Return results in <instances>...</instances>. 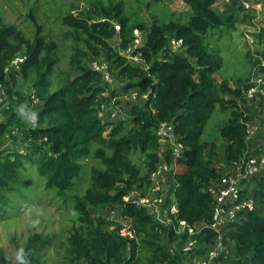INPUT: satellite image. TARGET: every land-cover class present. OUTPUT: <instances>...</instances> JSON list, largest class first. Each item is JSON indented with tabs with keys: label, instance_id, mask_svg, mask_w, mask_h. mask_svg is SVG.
<instances>
[{
	"label": "trees",
	"instance_id": "16d2710c",
	"mask_svg": "<svg viewBox=\"0 0 264 264\" xmlns=\"http://www.w3.org/2000/svg\"><path fill=\"white\" fill-rule=\"evenodd\" d=\"M156 1H179L189 12L168 21L153 15L149 24L131 22L133 14L125 10L123 1L114 0L58 17L59 25L65 28L64 41L70 43V73L52 93L57 43L46 41L39 26L32 41L14 26H0V82L6 87L9 103L5 108L0 106V146L4 139L20 136L19 145L23 143L24 148L21 151L17 145L0 150V210L7 205L8 194L20 183L27 165L36 168L44 188L54 192L55 198H62L63 203L71 199L77 224L66 239L59 264H181L186 258L169 250L177 241H184L186 233L177 236L145 208L124 200L132 192L146 193L150 173L161 163H171L169 147L161 145L157 134L161 122L174 126L177 141L184 146L183 156L174 163L171 188L177 217L201 226L196 236L200 246L214 242L215 235L207 228L213 209L208 187L225 174L211 160L216 145L201 141L206 123L217 108L229 110L227 123L218 128L225 141L226 163L240 160L249 151L246 137L250 118L239 101L252 70L245 82L237 79L233 87L228 80L217 83L214 75L223 60L204 40L209 31L232 32L239 23L251 24L256 10L245 8L244 3L250 7L255 4L227 0L223 10H218L217 0ZM28 17L35 23L32 11ZM114 23L120 26L119 32ZM134 29L145 33L144 44L135 52H141L147 70L130 63L123 54L132 45ZM263 35L264 28L258 35L263 51L251 69L264 60ZM171 38L183 40L182 52L168 49ZM17 54L24 55L25 61L18 71L5 74ZM93 60L108 65L118 88L110 90L103 84L101 74L89 68ZM260 71L264 73V67ZM17 78L30 84L28 96L16 90ZM133 90L149 93L145 100L126 102L128 118L112 119L108 113L98 117L102 102ZM22 105L24 111L18 110ZM26 111L35 114L33 124L25 122ZM135 154L143 157L140 166L131 160ZM89 155L99 166L91 169L83 194L69 196L82 171V161ZM242 194L256 203L264 202V171L246 183ZM107 206L117 207L119 216L129 222L105 218L101 213ZM122 230L132 237L122 236ZM225 244L231 253L229 264H264V218L256 208L229 226ZM50 247L49 237L32 234L16 247L15 264H46L42 256ZM203 253L200 249L199 255ZM0 264L11 262L0 255Z\"/></svg>",
	"mask_w": 264,
	"mask_h": 264
},
{
	"label": "rangeland",
	"instance_id": "374dc122",
	"mask_svg": "<svg viewBox=\"0 0 264 264\" xmlns=\"http://www.w3.org/2000/svg\"><path fill=\"white\" fill-rule=\"evenodd\" d=\"M109 1L114 0H0V26L16 27L29 41L34 39L36 28L39 26L40 33L46 41L57 43L58 64L54 68L53 86L50 88L52 93L61 85L60 81L62 82L70 73L68 65L70 43L64 41L65 28L59 25L57 18L68 11L77 14L79 11L92 8L97 2L107 4ZM122 1L125 4V10L133 14V17L130 18L131 22L138 20L149 24L153 15L163 21H168L177 15L183 17L189 12V8L179 1ZM226 3L227 0H217L215 6L218 10H223ZM249 3L255 4L250 9L256 10V12L254 11L256 17L251 24L239 23L232 32L226 29H216L206 34L204 43L210 50L218 52L223 60L222 68L214 75L217 83L228 80L229 85L233 87V83L237 79L245 82L252 70V62L261 57L258 53L263 51V46L258 35L264 28V0H249ZM30 11L35 16V23L28 17ZM250 40H255L256 43H250ZM112 79L113 84L108 86L110 90L118 88V83L114 78ZM16 81V90L25 97L28 96L30 84L20 78H17ZM224 97L230 99L228 95H224ZM15 99L13 97V100ZM129 99V94H119L117 98H112L107 103L102 102L111 109L107 107L108 112L105 113L110 116L112 111H117L120 114L117 117L118 120L128 118L125 106ZM138 100L143 99L139 97ZM242 100L239 103L242 105L244 114L250 118L248 132H252L247 141L248 153L255 154L260 147L264 146V99L253 102L244 100L243 102ZM17 109L24 111L23 105ZM228 113L229 110L222 112L217 108L207 121L201 135V141L216 145V154L211 160L222 173L231 168V164H227L225 161L223 152L225 141L218 133V128L227 123ZM32 114L28 111L24 112L27 124H29L28 119L32 117ZM20 140V136L11 140L4 139L0 150L12 149L20 144ZM161 145H164V142ZM20 147H22L20 150L24 151L23 143L19 145ZM131 160L140 166L143 157L135 154L131 156ZM98 166V161L92 155L82 161V171L75 180L73 192L69 196L83 194L89 185L91 169ZM260 170L264 171V167H261ZM24 181H29V183L24 185ZM7 201V205L0 210V255L7 257L11 264H15L16 247L22 246L29 236L36 233L51 239V247L44 252L42 261L45 260L46 264H59V259L64 253L66 239L77 224V215L74 212L71 199L63 203L62 198H55L54 192L44 188L43 180L38 176L36 168L27 165L21 172L20 183L13 186ZM255 208L256 213L264 218V202H255ZM101 214L108 220H116L122 224L129 222L119 216V210L115 206H107Z\"/></svg>",
	"mask_w": 264,
	"mask_h": 264
},
{
	"label": "built area",
	"instance_id": "2783aa9c",
	"mask_svg": "<svg viewBox=\"0 0 264 264\" xmlns=\"http://www.w3.org/2000/svg\"><path fill=\"white\" fill-rule=\"evenodd\" d=\"M244 7L250 9L249 4L244 3ZM114 29L119 32L120 26L114 24ZM133 42L124 52V56L134 65H141L144 70L148 67L144 63L141 52L135 50L142 46L145 42V33L139 29L132 31ZM250 43H256L250 40ZM168 49L173 53H179L184 50L182 39H169ZM26 57L22 54L15 55L6 66L4 73L18 71ZM260 67H264V60H261L253 67L246 89L242 99L246 102L260 101L264 99V73L260 71ZM89 68L102 76L104 85L111 86L113 77L109 72V67L105 62L93 60L89 62ZM149 92L139 93L137 90L130 91L129 100L136 101L138 98L147 99ZM0 106L5 108L8 106V96L6 87L0 82ZM108 106L101 104L98 110V117L103 118L104 113L108 112ZM110 109V108H109ZM111 110V109H110ZM106 114V113H105ZM120 114L112 111L110 117L117 118ZM1 120V115H0ZM157 134L160 142L169 147L171 155V163H161L156 170L150 173L149 185L146 193L143 195L139 192H132L124 197L125 201H132L139 207L145 208L149 214L163 225L169 226L177 236L186 233L187 237L184 241H177V246L171 245L169 250L173 255L182 254L186 258L181 264H229V256L231 255L228 246L225 244L226 232L231 224L243 218L245 214L255 209V200L250 196L242 194L246 183L255 175L260 173V168L264 167V146L260 147L255 154L247 153L237 161L231 163V168L225 171L220 178L208 187V192L213 198L212 221L208 225V229L215 235L212 245L198 244L196 236L202 230L200 225H192L187 221L179 219L178 208L174 196V188H171L173 182L174 163L176 159L183 156L184 146L177 141L174 134V126L168 122H161L158 126ZM250 134L246 137V141L250 139ZM169 202L167 203V201ZM122 236L128 235L132 237L130 232L122 230ZM200 249L204 250L199 255Z\"/></svg>",
	"mask_w": 264,
	"mask_h": 264
},
{
	"label": "clouds",
	"instance_id": "9594fccd",
	"mask_svg": "<svg viewBox=\"0 0 264 264\" xmlns=\"http://www.w3.org/2000/svg\"><path fill=\"white\" fill-rule=\"evenodd\" d=\"M21 111H22V110H21ZM28 120H29V122H31V123L33 124L34 121H35V114H33L32 117L29 118Z\"/></svg>",
	"mask_w": 264,
	"mask_h": 264
},
{
	"label": "crops",
	"instance_id": "0c3cea01",
	"mask_svg": "<svg viewBox=\"0 0 264 264\" xmlns=\"http://www.w3.org/2000/svg\"><path fill=\"white\" fill-rule=\"evenodd\" d=\"M216 7V6H215Z\"/></svg>",
	"mask_w": 264,
	"mask_h": 264
}]
</instances>
